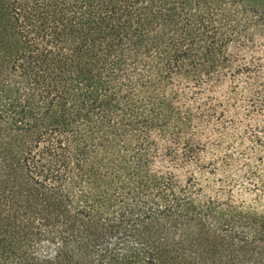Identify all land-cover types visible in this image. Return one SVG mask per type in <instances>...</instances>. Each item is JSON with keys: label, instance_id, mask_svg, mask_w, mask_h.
Returning <instances> with one entry per match:
<instances>
[{"label": "trees", "instance_id": "obj_1", "mask_svg": "<svg viewBox=\"0 0 264 264\" xmlns=\"http://www.w3.org/2000/svg\"><path fill=\"white\" fill-rule=\"evenodd\" d=\"M0 264H264V0H0Z\"/></svg>", "mask_w": 264, "mask_h": 264}]
</instances>
